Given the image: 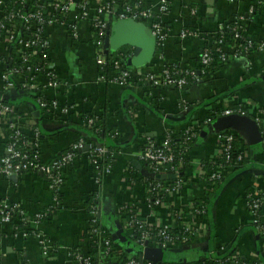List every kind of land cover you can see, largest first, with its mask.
Returning a JSON list of instances; mask_svg holds the SVG:
<instances>
[{
	"label": "crops",
	"instance_id": "crops-1",
	"mask_svg": "<svg viewBox=\"0 0 264 264\" xmlns=\"http://www.w3.org/2000/svg\"><path fill=\"white\" fill-rule=\"evenodd\" d=\"M88 1L92 6L114 2L119 9L125 5L146 7L153 19L161 21L167 36L165 41L145 66L135 68L126 63L133 74L142 69L158 71L162 65L194 71L196 79L183 89L153 86L143 80L126 87L101 82L92 29L87 22H81L77 39L63 27H48L45 31L49 60L58 78L56 86L49 84L45 74H37L33 81L36 89H26L24 85L29 83L30 75L23 73L12 79V87L4 89L1 74L6 70L4 67L10 66L14 47H6L0 41V99L7 101L12 109L6 118L26 134L36 129L46 137L38 149L39 161L49 164L80 140L88 147L61 171L57 201L40 174L23 173L13 180L0 173V202L7 206L19 205L21 218L27 223L22 224L20 216L11 223L0 222V264H76L74 253L96 264H117V254L122 248L112 241L111 234L117 225L125 232L129 208L138 211L151 225H165L172 223L170 216L167 217L166 203L175 202L180 207L193 204L196 199L203 201L206 188L199 182L203 172L201 163L220 157L216 141L219 132L212 125L222 117V112L242 109L251 119L264 113V48L249 56H236L230 49L231 44L226 49L222 43L228 60L215 61L206 68V73L202 72L200 58L204 49L215 51L222 40L218 39L221 29L233 19H240L246 38L264 43V0L260 5L258 0H168L164 15L158 12L161 0ZM4 3L5 0H0V12ZM256 5L257 11L253 15L248 13L249 7ZM74 18V14L68 16L69 21H75ZM150 23L142 22L144 26ZM183 30L195 32V37L181 38ZM39 99L47 103L54 101L58 107H74L69 122H63L58 111L51 112L52 118L44 120ZM87 114L96 115L101 125L113 132L111 142L119 147L105 157L111 172L99 184L93 180L86 154L89 145L104 146L76 126H69L74 123L72 119ZM213 115L214 119L210 120ZM190 126L197 133L188 155L190 165L184 172L186 184L151 211L147 208L151 195L145 180L154 181L153 173L148 164L139 160L140 147L146 138L161 143L167 133H177ZM8 132L10 129L5 128L0 117V157L5 154L11 134ZM234 133L241 139L245 160L226 171L221 187L207 206L205 231L186 244L164 249L176 256L172 259L193 262L235 254L248 264H264V240L247 211V196L264 194V146L261 140L259 145L251 147L242 134ZM138 173L142 180L135 177ZM90 199L95 202L92 207ZM38 214L44 218L34 222ZM261 221L264 223V210ZM101 226L108 230L110 240L104 237ZM95 230L100 232V237L94 235ZM43 237L47 241L46 252L39 243ZM103 238L110 242L108 249L103 245Z\"/></svg>",
	"mask_w": 264,
	"mask_h": 264
},
{
	"label": "built area",
	"instance_id": "built-area-1",
	"mask_svg": "<svg viewBox=\"0 0 264 264\" xmlns=\"http://www.w3.org/2000/svg\"><path fill=\"white\" fill-rule=\"evenodd\" d=\"M263 0H258L260 5ZM19 8L15 11L6 12L3 9L0 12V41L4 42L6 47L11 45L14 51L10 55V61L15 59L19 64L17 67L9 66L5 72L1 74V80L4 83V89H8L14 85L12 79L20 74H29V83L24 85V88L34 90L35 75L45 74L51 86L58 84V78L55 71L52 70V62L49 60V41L46 38L45 31L48 27H63L66 28L73 39L78 38V24L87 22L92 29L93 45L96 52V63L99 67V81L117 84L121 87L133 86L139 81H145L153 86H173L177 89H183L187 86V78L196 79L195 72L174 67L169 69L165 66H159L158 71L152 69L146 71L144 69L135 72L134 74L121 63L120 59H116L110 51L105 53L103 48L104 40L107 37L109 18L114 20L113 23L121 20H131L133 22L150 21L146 25L152 35L156 39V51L160 49L162 43L166 39L161 21L153 19V14L146 8L132 7L125 5L122 9L117 8L114 2L106 1L98 5L92 6L88 0H20ZM25 8V9H24ZM168 11V0H161L158 6L160 15H164ZM254 7L248 9V13H253ZM75 15V21H69L68 16ZM238 22L240 21L237 20ZM18 29V30H17ZM234 39L231 43V51L233 55H248L251 51L262 50L264 48L263 42H254L243 35L241 26L233 28ZM222 33V29L220 31ZM195 32L183 30L180 32L181 38L195 37ZM2 39V40H1ZM240 40V43L238 42ZM219 41V46L212 52L209 49H204L201 52V66L202 72L206 73V68L215 61L226 62L228 60L227 53ZM4 45V46H5ZM38 53H40L41 65H31L29 62ZM132 54V53H131ZM121 59H129L130 56H119ZM11 65V64H10ZM111 65V69H108ZM39 108L45 115H51L53 112L58 115L64 122L73 115L74 107H58L56 102L47 103L39 99ZM12 113L10 106L6 105L0 99V117L1 121L5 123V128L10 129L11 134L8 137V143L5 147V154L0 157V173L9 177L11 175L19 176L23 173L40 174L48 183L49 189L54 194V199L57 201L59 186L62 183L61 171L71 165L80 154V151L85 147V143L80 140L71 145L67 153L58 156L49 164H44L39 161L38 152L42 141L40 134L36 129L31 130L28 134L25 131L19 130L13 120L7 119ZM256 116L253 120L259 128L262 144L264 146V113ZM240 115L247 116L242 109L231 110L226 109L222 112V116ZM79 124L91 127L94 125V119L83 120V116L77 117ZM185 139L194 140L196 130L194 127H186ZM27 140L22 141L23 138ZM171 133H167L161 143L146 138L144 139V148L139 153V160L148 164V168L154 175H174L172 185L158 180L148 185L147 192L151 195L148 200L147 208L153 210L161 206L169 195L178 193L186 184L182 180L179 173V168H182V161L177 160L173 145L171 143ZM234 132L222 131L216 136V141L219 147V159L214 161L215 169L209 175L210 183L224 179L226 171L235 168L243 161V153L234 151ZM86 154V161L90 164L92 177L96 184H99L103 177L109 175L111 169L104 162L107 153L104 147H91ZM26 150L32 152L28 155ZM218 160H220L218 162ZM176 162V164H175ZM199 180V179H197ZM195 179V181H197ZM164 183V184H163ZM164 193L162 197L156 196L155 193ZM167 217L172 223L165 225H151L147 222L138 211L128 210L126 216L125 231L134 229L136 234V243L140 247H152L166 249L177 244H186L198 238L204 229L205 212L204 205L177 207L175 202L166 203ZM98 209L96 205L92 212L95 214ZM264 210V194H249L247 196V211L252 224L256 227L259 235L264 240V223L261 221V215ZM17 213L20 217L22 212L19 205L7 206L4 202H0V222L11 223L13 221L12 214ZM169 214V215H168ZM44 215H36L34 222H39ZM157 228L156 243L150 244L149 239L152 235V230ZM178 229L180 232L176 234L170 233V230ZM94 235L100 237V232L95 230ZM98 240V239H97ZM100 241V240H98ZM102 242V240H101ZM40 246L46 252L47 241L43 237L39 239ZM109 240L103 238V245L106 249L109 248ZM73 259L76 264H91V261L74 253ZM238 256L232 254L227 261L237 262ZM100 264V263H98ZM122 264H152L150 262L139 263L137 260H129Z\"/></svg>",
	"mask_w": 264,
	"mask_h": 264
},
{
	"label": "trees",
	"instance_id": "trees-1",
	"mask_svg": "<svg viewBox=\"0 0 264 264\" xmlns=\"http://www.w3.org/2000/svg\"><path fill=\"white\" fill-rule=\"evenodd\" d=\"M19 1L20 0H5V3H4V6H3V10L6 11V12H10V11H15L17 10L20 6H19ZM76 1H79V0H76ZM192 4H190V7ZM259 8L258 5L254 6V11H257V9ZM25 9V8H24ZM254 13H252L253 15ZM250 16V15H249ZM114 20L112 18H109L108 21H107V24L108 26H111L113 24ZM241 25V23H239L237 21V19H233L232 21H229L225 27L222 29V33H219L218 35V39H222L223 43H225V45L227 46L226 49H229V45L232 43L233 39H234V31H233V28H236V27H239ZM189 31V30H187ZM238 42L240 43V40H238ZM254 52L251 51L249 52V55H251L252 53ZM112 55L115 56L116 59H120L121 60V63L123 65H126V59H121L119 56L120 55H123V56H130L132 51L129 50V48H121L115 52H110ZM244 55V54H243ZM40 53H38L32 60H30V64L31 65H41L42 64V60H41V57H40ZM245 56V55H244ZM10 66H13V67H17L18 66V62L15 61L14 59H12L10 61ZM111 65H108V69H111L110 67ZM212 68V67H210ZM7 69V67L5 68L4 67V70ZM169 69H172V68H169ZM213 70V69H212ZM195 80H193L192 78L188 77L187 78V82L188 84H190L191 82H193ZM26 93H28L27 90H24ZM33 93V92H32ZM32 93H28V94H32ZM3 102L6 104V105H9L7 101L3 100ZM246 112V111H245ZM42 114V118L44 120H49L52 118L51 115H45L44 113H41ZM214 115L210 118L211 119H214ZM94 119V125L91 126V127H88L86 125H81L79 124V121H78V118H75V119H72V122L74 123H69V126H76L77 129L83 131V134H87L88 137L90 138H93V139H96V141L100 144V145H103L104 148L106 149L107 153L105 155V157H107L110 153H111V150H114V149H119L118 147V144H116V142L112 141L111 142V135H113V132L112 131H109V130H106L105 127L103 125H101L100 123V120L99 118L94 115V114H87V115H84L83 116V120L84 121H87V119ZM69 122V119L67 120L66 123ZM185 129V128H184ZM183 130H180L179 132H171V143L173 145V149L175 151V155L177 157V160H181L183 165H182V168H179V173H180V177L182 178L183 181H186L185 179V176H184V172L189 168V165H190V162H189V152L192 148V145L194 143V140H188L185 139V131ZM112 132V133H111ZM10 134V132H8V135ZM234 136H235V140H234V151L235 152H240L241 149H242V142H241V139L238 138L236 136V134L234 133ZM26 137V136H25ZM40 138H42V140H46V137L42 134H40ZM27 140V137L26 138H23L22 141H25ZM155 141V140H154ZM8 143V142H7ZM144 143V142H143ZM144 148L143 144L142 146L140 147V151H142V149ZM26 153L28 155H32V152L26 150ZM67 153V152H65ZM65 153H61L60 155L62 154H65ZM58 155V156H60ZM57 156V157H58ZM245 160V159H244ZM244 160L242 162H244ZM220 160H218L219 162ZM104 162L106 163V160H104ZM176 164V162H175ZM215 169V164H214V161H208V162H202L201 163V170L203 171L202 172V175H201V179H200V184L201 186H204L206 188V192H205V200L203 199H196V200H193V206H200V205H204L205 208L207 209V206L210 204V200L212 199L213 195L215 194V192L221 187L223 181L222 180H219V181H216L214 183H210L209 181V175L210 173H212ZM135 177H139L140 180H142L140 178V175L139 173L135 175ZM147 181L146 183H154V181L152 180H145ZM170 185H172L171 182H166ZM210 190H212V192H210ZM156 196H159V197H162V195H164V193H155ZM91 198V197H90ZM95 205V202L92 201V199H90V207L94 206ZM129 210L131 211H134V209L131 207L129 208ZM19 215L17 213H13L12 214V217L13 218H16L18 217ZM21 218V217H20ZM22 224H25V220L22 219ZM27 224V223H26ZM101 230H102V233L104 235L105 238L109 239L110 240V234L108 232V230L101 226ZM158 231L157 228H154L153 227V230H152V235L149 239V243L150 244H153V243H156V241H158V238H156V232ZM180 232V230L178 229H171L170 230V233L172 234H176ZM125 234L127 236V238L132 241L134 243V249H132V252H135V249L137 250L138 248V244L136 243L135 241V238H133L134 234H136V231L134 229L132 230H127L125 231ZM112 244V243H111ZM118 258H117V264H122V263H125L129 260H131V257L133 254H131V251H128V249H125V248H122L120 250V252H118ZM228 254L226 255H221V256H212V257H208V258H205L204 260H199V261H193V262H187V263H182V262H178V261H175V259H171L167 262H163L161 264H248L246 262H244V260L241 258V257H238L237 258V262H230V261H227L228 259ZM136 260V259H135ZM146 263V262H144ZM91 264H96L94 260H91Z\"/></svg>",
	"mask_w": 264,
	"mask_h": 264
},
{
	"label": "water",
	"instance_id": "water-1",
	"mask_svg": "<svg viewBox=\"0 0 264 264\" xmlns=\"http://www.w3.org/2000/svg\"><path fill=\"white\" fill-rule=\"evenodd\" d=\"M130 48L132 50L131 57L126 60L129 66L141 68L145 66L155 55L156 39L151 31L142 23L133 22L131 20H121L113 23L108 27L107 37L104 40L103 48L105 53L117 51L121 48ZM39 115V112H36ZM213 128L217 132L234 131L242 134L249 146L259 145L261 136L259 128L255 121L248 116L229 115L217 118L213 123ZM85 147L83 151L87 150ZM41 176V175H40ZM16 176L11 175L10 179H15ZM153 180L165 181L173 180L174 175H154L151 174ZM111 239L121 248L131 251L132 259L139 263L150 262L152 264H161L169 261L171 256L168 252L161 248H152L138 246L135 252L134 243L130 241L120 225H117L114 232L111 234ZM182 263H187L186 259L175 260Z\"/></svg>",
	"mask_w": 264,
	"mask_h": 264
},
{
	"label": "rangeland",
	"instance_id": "rangeland-1",
	"mask_svg": "<svg viewBox=\"0 0 264 264\" xmlns=\"http://www.w3.org/2000/svg\"><path fill=\"white\" fill-rule=\"evenodd\" d=\"M170 256H171L170 258H175L176 257L174 254H170Z\"/></svg>",
	"mask_w": 264,
	"mask_h": 264
}]
</instances>
